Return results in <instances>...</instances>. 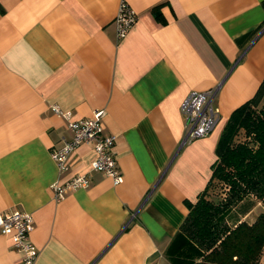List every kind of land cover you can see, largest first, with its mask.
I'll use <instances>...</instances> for the list:
<instances>
[{
  "label": "crops",
  "instance_id": "obj_1",
  "mask_svg": "<svg viewBox=\"0 0 264 264\" xmlns=\"http://www.w3.org/2000/svg\"><path fill=\"white\" fill-rule=\"evenodd\" d=\"M138 14L119 40L122 0H0V214L29 213L35 264H172L186 201L206 188L233 112L264 82V0H125ZM161 14L158 20L154 13ZM217 89L221 122L183 145L181 107ZM104 110L123 182L91 172L82 144L60 172L66 121ZM89 175L57 201L52 186ZM0 264H22L0 233Z\"/></svg>",
  "mask_w": 264,
  "mask_h": 264
},
{
  "label": "trees",
  "instance_id": "obj_2",
  "mask_svg": "<svg viewBox=\"0 0 264 264\" xmlns=\"http://www.w3.org/2000/svg\"><path fill=\"white\" fill-rule=\"evenodd\" d=\"M216 155L206 188L186 201L189 214L166 256L172 264H264V82L233 112ZM257 205L262 211L248 221Z\"/></svg>",
  "mask_w": 264,
  "mask_h": 264
},
{
  "label": "built area",
  "instance_id": "obj_3",
  "mask_svg": "<svg viewBox=\"0 0 264 264\" xmlns=\"http://www.w3.org/2000/svg\"><path fill=\"white\" fill-rule=\"evenodd\" d=\"M138 21L137 12L122 0L114 24L119 40L125 38ZM217 89L208 91H193L185 98L181 113L185 124V139L183 145L194 140L205 138L212 134L221 122L220 110L215 106L214 100ZM54 113L67 123L70 133L65 138L63 146L51 153L53 161L60 172L68 170V162L72 153L82 144L92 145L96 158L92 163L91 172H101L111 178L115 185L123 182L117 159L113 153L116 137L105 133L103 119L104 110H97L93 116L84 120H75L71 112H64L58 107L53 108ZM90 186V176H76L69 182L60 185L54 184L52 189L57 201L63 200L68 192ZM34 231L33 217L24 211H15L0 214V233L9 236L14 249L22 255V264H35L37 251L30 241Z\"/></svg>",
  "mask_w": 264,
  "mask_h": 264
},
{
  "label": "rangeland",
  "instance_id": "obj_4",
  "mask_svg": "<svg viewBox=\"0 0 264 264\" xmlns=\"http://www.w3.org/2000/svg\"><path fill=\"white\" fill-rule=\"evenodd\" d=\"M262 211V206L261 205H257L255 210L253 211V213H251L248 217L247 220L248 221H253V219L259 215V213Z\"/></svg>",
  "mask_w": 264,
  "mask_h": 264
}]
</instances>
